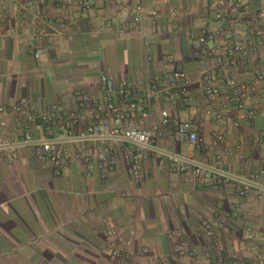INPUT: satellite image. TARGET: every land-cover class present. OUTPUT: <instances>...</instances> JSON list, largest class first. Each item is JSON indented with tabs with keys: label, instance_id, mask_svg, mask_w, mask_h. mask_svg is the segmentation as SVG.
I'll return each mask as SVG.
<instances>
[{
	"label": "crops",
	"instance_id": "0c3cea01",
	"mask_svg": "<svg viewBox=\"0 0 264 264\" xmlns=\"http://www.w3.org/2000/svg\"><path fill=\"white\" fill-rule=\"evenodd\" d=\"M39 1L43 15L62 14L65 26L43 27V52L35 57L28 53L25 32L27 26L34 29L27 21L31 11L21 6L22 0H0V106L22 101L45 111L59 104L71 112L76 92L100 97L102 74L136 85L175 68L195 77L199 68L190 34L210 24L216 0H137L143 13L130 30L123 25L134 0H90L85 12ZM243 2L251 13L264 14V0ZM168 55L174 56L173 62L167 61ZM260 60L264 69V47ZM139 94L140 89H134V97ZM199 97L196 85L177 105L154 101L145 125H159L163 112L187 119V104ZM261 108L264 111V105ZM223 127L206 126V142L210 129ZM262 132L261 119L231 132L232 152L224 157L223 169L242 176L258 170L264 151L254 138ZM21 134L12 113L0 116V264H114L102 238L94 234L98 227L116 228L124 237L133 231L135 250L142 243L149 249L147 256L138 255L142 262L151 258L166 264H264V201L241 198L238 185H201L189 175L170 171L163 158L154 156L142 160L144 178L134 184L125 172L133 147L125 144L118 147L122 165L106 180L95 170L87 174L77 144L67 145L69 162L56 176L37 147L12 146ZM39 135L32 131L33 137ZM158 146L202 162L212 161L219 151L211 147L198 152L176 140L169 129ZM205 222L214 227L219 248L205 236ZM176 247L186 249L184 258L177 257Z\"/></svg>",
	"mask_w": 264,
	"mask_h": 264
},
{
	"label": "built area",
	"instance_id": "2783aa9c",
	"mask_svg": "<svg viewBox=\"0 0 264 264\" xmlns=\"http://www.w3.org/2000/svg\"><path fill=\"white\" fill-rule=\"evenodd\" d=\"M10 1L16 3L18 0ZM134 1L136 3L128 10L123 25L127 30L137 27L143 13L142 6ZM51 2L60 8L76 7L81 12L91 7L90 0ZM21 6L31 11L27 21L34 29L27 26L25 32L29 34L28 53L37 57L43 52L39 45L44 36L43 27H64L65 19L62 14L43 15L39 11V0H22ZM190 40L192 56L199 68L195 77L175 68L136 85L125 80L116 82L102 74L97 84L100 97L76 92V108L71 112L64 111L59 104H53L45 111L31 108L22 101L0 106V116L12 113L22 130L12 146L37 147L39 157L49 163L54 175L59 176L70 159L67 145L77 144V157L85 165L87 174L91 175L95 170L102 180H106L122 165L118 147L125 144L133 147L125 160V172L134 184L144 178L142 160L154 156L163 158L170 171L189 175L201 185L213 184L221 189L236 184L241 198L264 201V163L248 176L232 174L222 167L224 157L232 152L231 132L243 125L253 126L257 119L264 121L261 108L264 105V69L260 67L264 14L251 13L243 0H216L210 24L194 35L190 34ZM173 60V55L167 56L168 62ZM196 85L200 97L197 102L187 104V119L171 118L163 112L159 125H145L154 101L177 105L190 97V90ZM137 88L140 94L135 98L134 89ZM88 117L91 120L86 122ZM64 123L68 127L63 128ZM211 124L224 127L210 129V142H206L202 131ZM57 129L61 132L54 133ZM168 129L176 140L198 152H206L211 147H218L219 151L212 161L202 162L163 150L158 143ZM33 130L39 131L40 135L33 137ZM254 141L264 151V132L256 135ZM203 232L217 248L220 247L210 223L203 224ZM94 234L102 238L105 254L114 264H166L151 258L145 262L137 260L138 255L147 256L149 249L142 243L135 250L133 231L124 237L116 228L98 227ZM175 253L182 259L186 249L176 247Z\"/></svg>",
	"mask_w": 264,
	"mask_h": 264
}]
</instances>
